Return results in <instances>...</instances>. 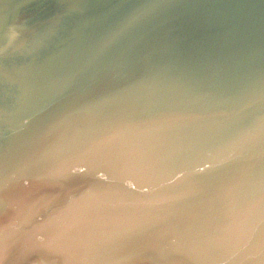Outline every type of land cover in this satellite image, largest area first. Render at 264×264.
Returning <instances> with one entry per match:
<instances>
[{"label":"water","instance_id":"water-1","mask_svg":"<svg viewBox=\"0 0 264 264\" xmlns=\"http://www.w3.org/2000/svg\"><path fill=\"white\" fill-rule=\"evenodd\" d=\"M0 264H264V0H0Z\"/></svg>","mask_w":264,"mask_h":264}]
</instances>
